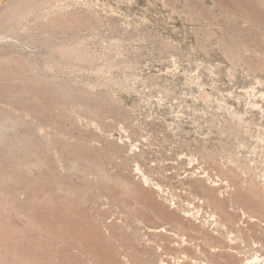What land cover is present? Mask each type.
I'll list each match as a JSON object with an SVG mask.
<instances>
[{
  "label": "rangeland",
  "instance_id": "1",
  "mask_svg": "<svg viewBox=\"0 0 264 264\" xmlns=\"http://www.w3.org/2000/svg\"><path fill=\"white\" fill-rule=\"evenodd\" d=\"M0 139V264H264V0H0Z\"/></svg>",
  "mask_w": 264,
  "mask_h": 264
},
{
  "label": "bare ground",
  "instance_id": "2",
  "mask_svg": "<svg viewBox=\"0 0 264 264\" xmlns=\"http://www.w3.org/2000/svg\"><path fill=\"white\" fill-rule=\"evenodd\" d=\"M1 140V139H0ZM1 143V141H0ZM1 146V145H0ZM3 146V144H2ZM241 196V195H240ZM208 206L212 207L213 210H215V213H217L218 215H220V217H222L224 220L227 219L228 214H226V207L225 205L223 204L222 201L218 200L215 196H210L207 198L206 202ZM242 204H244L245 206L247 207H250V208H253V209H256V210H259L261 212V214L263 215L264 217V200H262L261 198H244L242 199ZM125 207V206H124ZM127 208V207H126ZM125 208V209H126ZM128 209V208H127ZM130 210H126L124 213L125 215H127L129 218H131L132 216H130L131 214L129 213ZM162 216L166 217L167 216V213L162 211V213H160ZM65 216V215H64ZM62 216V217H64ZM231 215H229L230 217ZM62 217H60L58 219V221H53L51 219L49 220H44V221H47L48 223H51V224H55V225H58V226H61L62 224L64 223H67V222H72L74 223L73 221L71 220H68V219H71V218H68V219H61ZM127 217V218H128ZM133 219L135 221H139L140 218H138L137 216H134ZM79 221L76 224H78ZM69 224V223H68ZM79 225V224H78ZM64 226V225H63ZM67 226V225H66ZM65 226V228H66ZM71 226H74L71 225ZM77 226V225H76ZM63 228V227H61ZM74 229V227H73ZM71 230L72 233H78V232H75L74 230L77 231V229H74V230ZM191 230L195 231L196 233H198V228L197 227H192ZM56 231H58L56 229ZM68 231H70V229H68ZM67 231V232H68ZM74 231V232H73ZM80 231V230H79ZM62 232V231H61ZM65 232V231H64ZM239 233H241V238L249 245H251L252 243H256L254 240L251 241V239L249 240L250 237H246L244 235V233H242V231L240 232V230L238 231ZM69 233V232H68ZM67 233V234H68ZM64 234V233H63ZM62 234V235H63ZM66 236V235H65ZM76 236V235H74ZM77 242V241H75ZM264 242V241H263ZM179 243L182 245V248L178 249L175 251L176 255L180 254V253H186L188 251L190 252H195V253H200L201 255H203L205 257V264L207 263H210V264H250V262L246 261V262H243V260L240 259L239 257V254H240V247L239 245H237L234 241H231V242H228V241H225L221 238V235H219V233L217 234V236H214V235H207V234H191L189 233L186 238H182V239H179ZM258 243V242H257ZM70 244V242H69ZM263 243L261 242V245ZM73 248L74 249H79L81 247L80 244L78 246H76L75 244H72ZM96 246V245H95ZM263 246V245H262ZM194 247H196V249H194ZM84 248V247H83ZM87 247H85L86 249ZM90 248V245L88 247V249ZM92 248L93 245H92ZM82 249V248H81ZM87 249V251H88ZM65 250V249H64ZM162 251L165 253V254H170L171 251H169L168 248H163ZM64 252V251H63ZM189 252V253H190ZM138 253V251H137ZM140 253V252H139ZM108 254V257L110 258L109 256V253ZM141 254V253H140ZM101 255V254H100ZM113 255V254H111ZM200 255V256H201ZM99 256V255H98ZM115 256V254H114ZM128 256V255H127ZM132 256V255H131ZM137 256V255H136ZM196 257V256H195ZM114 258V257H113ZM112 258V259H113ZM141 258V257H140ZM179 258V257H178ZM139 259V258H138ZM195 259L197 258H193L191 257V259L189 260L190 261V264H194L195 262ZM115 260V258L113 259ZM137 260V259H136ZM117 261V260H116ZM136 262V261H135ZM180 261H178L179 263ZM110 263V262H109ZM115 263V261H114ZM162 264H164L162 262Z\"/></svg>",
  "mask_w": 264,
  "mask_h": 264
}]
</instances>
